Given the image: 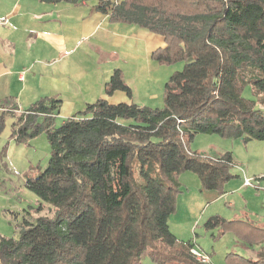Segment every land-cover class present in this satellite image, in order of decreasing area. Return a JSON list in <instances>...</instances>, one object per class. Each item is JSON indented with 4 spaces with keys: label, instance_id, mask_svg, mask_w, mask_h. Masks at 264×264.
<instances>
[{
    "label": "trees",
    "instance_id": "16d2710c",
    "mask_svg": "<svg viewBox=\"0 0 264 264\" xmlns=\"http://www.w3.org/2000/svg\"><path fill=\"white\" fill-rule=\"evenodd\" d=\"M95 9L111 23L160 36L164 47L152 60L184 63L183 69L165 83L161 108L101 98L59 126L60 101L41 98L17 113L14 99L0 100V138L7 118L16 144L46 137L47 165L25 187L37 198L36 211L51 210L23 220L18 238L0 236V264H142L143 256L154 264H204L190 254L192 243L170 232L168 220L182 173L218 194L237 177L229 152L210 158L191 150L197 135L264 144V0H96ZM247 86L261 109L242 97ZM116 91L132 99L120 70L104 85L106 96ZM6 152L7 144L0 156ZM235 226L242 225L217 215L204 223L218 230L213 238ZM251 233L248 244H264V229ZM226 262L264 264V246L256 260L230 253Z\"/></svg>",
    "mask_w": 264,
    "mask_h": 264
},
{
    "label": "crops",
    "instance_id": "0c3cea01",
    "mask_svg": "<svg viewBox=\"0 0 264 264\" xmlns=\"http://www.w3.org/2000/svg\"><path fill=\"white\" fill-rule=\"evenodd\" d=\"M95 6L96 0L76 5L0 0V100L14 99L17 113L41 98L60 101L54 119L56 126L101 98L110 104L161 108L164 85L179 68L152 60L151 53L164 47L163 39L136 26L111 23ZM115 70L123 74L132 99L119 91L111 96L104 94V85ZM8 122L11 126L13 119ZM43 136L28 141V146H19L32 148ZM213 136L216 135H197L194 141L202 138L198 141L201 144L193 143L191 150L207 151L202 155L210 158L231 151L233 162L239 164L233 172L237 177L218 194L203 190L195 174L182 173L178 178L181 185L178 205L184 207L185 218L183 221L169 218V230L180 241L190 242L206 254L209 264H225L224 259L231 251L256 260L264 244L247 241L253 237L251 230L264 229V144L252 141L243 147L237 139L232 150ZM12 143L14 140L7 143L8 158ZM4 145L0 142V149ZM245 178L252 179L253 186H245ZM206 208L210 209V215L239 224L246 222L250 230L235 226V232L224 234L219 243L211 245L206 238L216 236L218 230L204 228L206 232L202 228L204 219L200 216ZM193 230L203 234H196L197 238L203 237L200 241L189 238Z\"/></svg>",
    "mask_w": 264,
    "mask_h": 264
},
{
    "label": "rangeland",
    "instance_id": "374dc122",
    "mask_svg": "<svg viewBox=\"0 0 264 264\" xmlns=\"http://www.w3.org/2000/svg\"><path fill=\"white\" fill-rule=\"evenodd\" d=\"M181 65L182 63H177V65L174 64V65H169V66L179 67L178 71H181L183 69L184 63L182 67ZM242 97L245 100L255 103V109H261L259 103L257 102L256 95L252 92L249 86L243 89ZM261 110L264 112V109H261ZM9 119L10 118L6 119L5 127L1 134L0 142H2V145L10 143L12 140L10 139V136H9L10 130H11L10 124L8 122ZM200 137H209V136H200ZM213 137H218V136H213ZM199 139H202V138H197V140L193 141V143L196 146H198V144H201V142H198ZM217 139H221V138L219 137ZM222 141H224L223 143H226L228 147L232 148L233 150L234 141H238V140L237 139L235 140L222 139ZM14 143L11 144V153H10L9 158L6 152L7 160L2 158V156H0V236H5V237L16 239L18 238V235H19L18 226L21 224L23 220L33 222L35 218H37L38 216H44V215L51 214V210L48 205L44 206L42 210L36 211V208L38 207L37 198L34 196V194L28 191L25 187V182L27 178H34L40 172H42L44 168L46 167L47 161L50 155V148H49L45 135L43 136V138H41V140L37 144L33 145L32 148L26 147L27 149H23L21 148L23 146H19L22 144H16V143L14 144ZM24 145L28 146V143ZM247 145L248 144L246 145L242 144L243 147H246ZM7 148H8V145H7ZM212 149L216 150L215 147H212ZM202 152L206 153L207 151L199 150L197 153L202 154ZM223 153H225V151H223L222 153H219L217 156ZM229 153L230 155L232 154L231 151H229ZM234 162L231 168L232 174H234L233 172H234V168L236 167V165L237 166L239 165ZM184 211H185L184 207H180V205H178V197H177L176 211L169 218L173 217L174 220L183 221L185 218ZM211 216L213 215H210V209L209 208L204 209L202 215L200 216L201 218L204 219L202 223L203 229H204V223ZM173 224L175 225V222H173ZM240 224L244 227H247L246 222L240 221ZM209 231H213V230H209ZM196 234L203 236L200 230H193L189 238H192L193 241H195L196 239L200 241L203 237L197 238ZM221 237L222 236H220L219 238L208 237L206 238V241L209 242L211 245H215L220 242ZM230 253H234V252L231 251ZM226 257L224 259V262L225 264H228L226 262ZM141 259H142L141 262L143 264L150 263L149 259L146 256H143V258Z\"/></svg>",
    "mask_w": 264,
    "mask_h": 264
},
{
    "label": "built area",
    "instance_id": "2783aa9c",
    "mask_svg": "<svg viewBox=\"0 0 264 264\" xmlns=\"http://www.w3.org/2000/svg\"><path fill=\"white\" fill-rule=\"evenodd\" d=\"M243 183L245 186H253L252 179L249 178H245ZM189 251L194 259L199 263L209 264V257L194 245L190 248Z\"/></svg>",
    "mask_w": 264,
    "mask_h": 264
}]
</instances>
